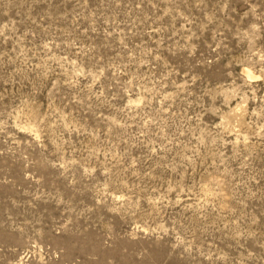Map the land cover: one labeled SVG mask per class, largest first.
Returning a JSON list of instances; mask_svg holds the SVG:
<instances>
[{
  "label": "rangeland",
  "instance_id": "obj_1",
  "mask_svg": "<svg viewBox=\"0 0 264 264\" xmlns=\"http://www.w3.org/2000/svg\"><path fill=\"white\" fill-rule=\"evenodd\" d=\"M0 264H264V0H0Z\"/></svg>",
  "mask_w": 264,
  "mask_h": 264
},
{
  "label": "bare ground",
  "instance_id": "obj_2",
  "mask_svg": "<svg viewBox=\"0 0 264 264\" xmlns=\"http://www.w3.org/2000/svg\"><path fill=\"white\" fill-rule=\"evenodd\" d=\"M246 70H247V69H246ZM247 73H248V74H247L248 76H253V75H252V72H251L250 70H247Z\"/></svg>",
  "mask_w": 264,
  "mask_h": 264
}]
</instances>
